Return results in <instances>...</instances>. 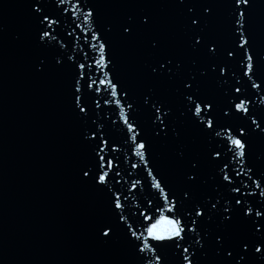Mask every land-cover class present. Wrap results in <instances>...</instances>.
<instances>
[{
	"label": "water",
	"instance_id": "1",
	"mask_svg": "<svg viewBox=\"0 0 264 264\" xmlns=\"http://www.w3.org/2000/svg\"><path fill=\"white\" fill-rule=\"evenodd\" d=\"M193 2L200 4L207 0ZM211 2L215 4V15L206 34L226 47L231 41L228 0ZM34 3L35 0H0V264H135L134 256L122 241L120 244L104 245L96 239L93 223L108 211L106 197L81 184L78 179L80 162L95 156L96 144L81 142L80 133L84 124L75 117L71 106L72 65L80 63L85 64V79L90 77L89 82L95 80L94 87L100 89L99 92L88 89L82 96L90 108L91 119L87 127L95 128L108 141L103 154L113 161L114 167L109 176L119 172L116 177L119 183L113 182L110 187L120 192L125 216L129 217L126 222H135L136 230L142 231L139 212L144 210L148 200H152L153 206L163 201L157 200L159 193L151 187L147 169L134 154L135 145L130 139L133 134L127 133L110 90L100 84V80L106 79L105 73L108 80L117 83L118 88L123 85L131 94V102L136 106L134 113L127 107L128 97L118 93L116 99L120 100L129 121L134 126L138 124L139 135L151 143L149 167L153 169L154 176L159 171L157 179L162 176L177 191L192 187L194 195L206 200L215 196L214 189L217 187L210 177L213 174L219 176L220 168L226 162L229 165L226 171L233 178V185L242 182L247 187L242 186L241 191L254 190L257 201L264 199L259 196L260 190L248 179L252 174H244L247 165L241 169L240 161L233 159L230 151L229 137L236 136L239 128L246 127L250 121L237 119L231 113L223 115L222 109L227 108L229 99L217 87L215 80L201 82L202 94L216 102L213 123L216 132L220 133L217 136L216 132H212L211 136H207L205 133L210 129L201 132L179 117L181 105L174 91L175 85L148 76V65L155 66L156 59L162 55L181 58L185 70L192 67L193 59L200 67L212 62L209 57H197L188 49L186 25L190 21L184 14L186 9L180 8L176 0H91L88 6H94L99 13L96 24L84 23L87 11L85 0H80L77 10L72 8L77 0L61 5L68 9L67 12L58 11L53 0H46L50 18L59 23L48 29L55 39H50L44 49L35 43L36 26L32 19L34 13H31ZM143 13L151 15V30L138 31L132 39H122L120 24L125 17H139ZM107 26L113 29L111 33H106V38L111 44L115 66L109 64L101 70L95 67L101 41L91 40V35L93 30L99 31ZM250 31L253 47L258 52H264V0L253 2ZM150 39L160 42L156 54L150 52ZM38 57L43 58L46 65V71L40 74L33 67ZM56 58L61 59L63 68L57 69ZM75 71L81 70L77 67ZM259 73L264 76V65L260 66ZM81 88L84 89L83 80ZM149 88H154L158 95L172 104V122L178 129V140L171 134L168 138L153 135V126L143 104V97ZM242 92L245 96L249 95L246 87H242ZM260 96L264 97V93ZM97 100L99 108L96 107ZM246 106L250 109L255 106L258 114H264V103L257 96H253L252 103ZM241 115L237 113V116ZM133 116L135 119H132ZM91 120H95V124ZM248 139V163L257 173L252 176L255 180L264 173V135L249 134ZM210 148L220 152L218 166L208 163ZM181 151L184 160L178 156ZM95 159L98 160V157ZM190 159H199L201 178L208 181L207 184L190 186L185 183L187 161ZM133 163L138 165L136 169L131 167ZM232 169L241 170V175L236 176ZM135 179L141 181L139 190L128 191ZM220 193L225 197L239 195L228 188H221ZM124 194L128 196L127 201H123ZM247 199L251 203L252 198ZM209 228L213 235L223 231L217 224H210ZM248 231L249 225L237 220L224 235L228 243L234 244ZM215 247L214 242L207 246L202 264H220L221 257L216 255ZM165 255L168 264H180L179 250Z\"/></svg>",
	"mask_w": 264,
	"mask_h": 264
},
{
	"label": "snow or ice",
	"instance_id": "2",
	"mask_svg": "<svg viewBox=\"0 0 264 264\" xmlns=\"http://www.w3.org/2000/svg\"><path fill=\"white\" fill-rule=\"evenodd\" d=\"M55 8L60 12H67V8H62L66 2L71 4V0H53ZM177 5L186 9L184 13L186 19L190 21L186 25L189 37L187 47L195 56L204 55L210 58L212 62L207 66L200 67L197 60H192V67L185 70L184 61L176 55H162L155 61V66L148 65V76L155 80H165L175 85V93L179 97L181 107L178 110L179 117L184 118L201 132L206 129L207 136L216 132L214 113L216 111V102L201 92V82L206 79H213L223 95L229 99L226 109H222L224 116H232L237 119L250 121L246 127L241 126L236 136L229 137L230 151L233 153V159L240 161L241 169L247 165V172L251 173L248 179L256 189H259V196L264 198V173L253 180L252 176L257 173L253 166L248 163L250 154L249 134L264 135V114L259 112L253 106L247 107V103H252V97L260 98L264 103V76L259 73V68L264 65V52H258L253 47L252 33L250 31V15L254 0H228V6L231 10V41L223 47L218 41L210 39L206 34L211 18L215 15V4L211 0L205 3H194L193 0H176ZM91 0H85L87 11L84 13V23L96 24L99 13L94 6L89 7ZM39 5H44L43 7ZM46 0H35L31 6V13H34L32 19L36 26V46L42 49L49 45L50 39L55 36L48 30L51 26L58 24L59 21L50 18V13L46 7ZM80 0L72 5L77 10ZM75 14V11H74ZM152 18L148 13H143L137 17L128 15L120 24L122 29L120 36L122 39H132L138 31L149 32L152 28ZM79 27V25H76ZM113 31L111 26L99 31L93 30L91 40L101 41L98 45L99 59L95 60V67L105 69L109 64L115 66V61L111 55V44L106 38V33ZM150 52L156 54L159 52L160 42L157 39L148 41ZM95 47V45H93ZM68 59H71L69 57ZM57 69L64 65L60 58L55 59ZM38 74L46 71L45 60L37 58L33 66ZM73 82L71 85V106L75 117L84 124L80 136L81 142L85 145H91L96 142L92 159L85 158L79 164L78 179L83 185L90 186L92 190L104 194L107 201L108 211L100 215L93 223V232L98 241L104 245L120 244L121 241L127 247L129 252L135 258V264H168L165 253H174L179 250L180 264H202V259L206 256V249L210 243L214 242L216 255L221 257L220 264H264V199L256 200L257 193L253 191L243 192L241 187L247 185H233V178L226 171L229 168L228 163L220 168V175L213 174L210 178L217 183L214 192L215 196L209 199L198 198L194 195L192 187L183 191H177L170 183L163 179H157L160 175H153V169L149 167L151 143L146 141L143 136L137 132V127L129 121L125 115L124 109L120 106V100L116 99L118 93L129 98L127 107L134 113L136 106L131 102V94L123 85L117 87V83L107 79L100 80L101 85H106L110 90V95L115 101V105L120 110V117L127 128V133H131L130 139L135 145L134 154L142 162L143 167L147 169L148 177H151V187L159 193L157 200L159 202L153 206L151 199L144 206V210L139 212V226L142 231L134 228V223H127L129 217L125 216V204L122 202L120 192L113 191L110 185L115 182L119 172L116 171L113 176H109V171L113 169V161L106 159L103 154L108 141L103 138V134L97 132L95 128H88V122L91 119L90 108L86 100H82L88 89L99 92L95 88V80L89 82L85 79L83 70L85 64L72 65ZM79 68L81 71L76 72ZM112 71L111 68L108 69ZM246 78V79H245ZM81 80L84 81V89L81 88ZM243 81V84L241 83ZM242 87L249 90V95L245 96ZM256 89V92H251ZM107 104L108 101L105 100ZM143 104L148 112V120L153 126V135L155 137L179 139V132L172 122L173 106L166 99L157 94L154 88H149L143 97ZM96 107H100L99 100L96 101ZM237 113H242L237 116ZM132 119H135L133 116ZM95 124V120H91ZM142 131V129H141ZM99 135V140H98ZM219 136L220 133L216 132ZM146 153L148 154L146 156ZM181 160L185 159L183 151L178 153ZM98 157V160L95 159ZM220 152L215 148L208 150V163L217 165ZM136 169L138 165H131ZM236 176L241 175V170L232 169ZM227 182V183H224ZM185 183L190 186L207 184L201 178L199 159H190L187 161V170L185 172ZM139 179L131 182L128 191H138ZM221 188H228L232 193H239L235 196H222ZM167 189V191H165ZM248 197H251L249 203ZM127 194L123 195V201H127ZM186 205H190L186 207ZM158 213V215H157ZM114 218V221L113 219ZM199 218V219H197ZM241 221L249 225L248 234L240 238L236 243L227 242L224 232L235 221ZM210 224H217V227L223 231L220 234L213 235L209 228ZM150 254V255H146Z\"/></svg>",
	"mask_w": 264,
	"mask_h": 264
}]
</instances>
